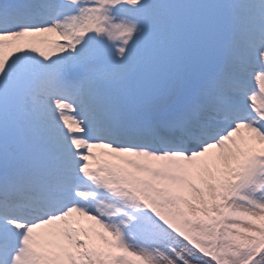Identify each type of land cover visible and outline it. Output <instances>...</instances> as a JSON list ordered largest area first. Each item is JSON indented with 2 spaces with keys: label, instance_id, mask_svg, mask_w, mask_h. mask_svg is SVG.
<instances>
[{
  "label": "snow or ice",
  "instance_id": "6c2138e0",
  "mask_svg": "<svg viewBox=\"0 0 264 264\" xmlns=\"http://www.w3.org/2000/svg\"><path fill=\"white\" fill-rule=\"evenodd\" d=\"M0 264H264V0H0Z\"/></svg>",
  "mask_w": 264,
  "mask_h": 264
}]
</instances>
